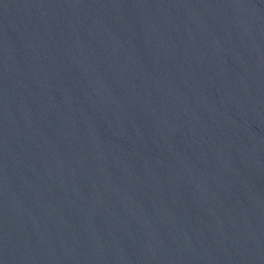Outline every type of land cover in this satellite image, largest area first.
Instances as JSON below:
<instances>
[{"label":"water","instance_id":"obj_1","mask_svg":"<svg viewBox=\"0 0 264 264\" xmlns=\"http://www.w3.org/2000/svg\"><path fill=\"white\" fill-rule=\"evenodd\" d=\"M0 264H264V0H0Z\"/></svg>","mask_w":264,"mask_h":264}]
</instances>
